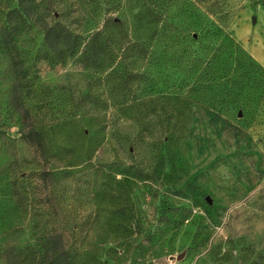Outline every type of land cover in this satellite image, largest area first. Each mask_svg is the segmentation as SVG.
Returning <instances> with one entry per match:
<instances>
[{
  "label": "rangeland",
  "instance_id": "rangeland-1",
  "mask_svg": "<svg viewBox=\"0 0 264 264\" xmlns=\"http://www.w3.org/2000/svg\"><path fill=\"white\" fill-rule=\"evenodd\" d=\"M51 1L73 28L116 32L117 20L143 51L103 72L51 66L35 16L0 0V264H48L40 217L65 234L70 264H264V0ZM16 23L22 99L3 48ZM119 60L127 69H112ZM198 66L215 73L191 108L167 100ZM30 125L41 145L22 138Z\"/></svg>",
  "mask_w": 264,
  "mask_h": 264
},
{
  "label": "trees",
  "instance_id": "trees-1",
  "mask_svg": "<svg viewBox=\"0 0 264 264\" xmlns=\"http://www.w3.org/2000/svg\"><path fill=\"white\" fill-rule=\"evenodd\" d=\"M199 3L207 4L212 3L214 0H196ZM16 7H14L10 13L16 12L20 18H29L31 14L35 16L34 25H36L43 33V56L46 58L51 66L57 64H65L67 61H80L84 66L92 68L94 71L103 72L111 67L116 62L117 56L123 58L129 51H135L140 54L143 51L142 45L132 41H122V35L119 30V23L115 19H111L112 27L116 29V32H106V26H85L83 29L73 28L64 20L59 17V14L54 18L53 14L57 11L52 5L51 0H16ZM55 9V10H53ZM148 10V9H147ZM210 14L215 15L216 12L208 8L205 10V15L209 17ZM146 16V11H138L136 17L139 22L143 20ZM217 17L224 24V16L217 14ZM137 23L136 29L141 28V23ZM25 23H28L27 20ZM19 24V22H18ZM16 25L12 27H4V39L3 48L7 51L12 62V69L14 78L16 80V85L14 91L21 99L27 97L30 93L29 80L27 77L26 69L23 66L22 58L20 57L18 51V39L21 33L24 31L23 27ZM29 23L26 28L29 27ZM25 26V25H23ZM148 27V26H147ZM8 28V29H7ZM221 31V30H220ZM223 32V31H222ZM195 31L189 36L182 35L181 39L187 40L194 39ZM226 34V32H223ZM186 34V33H185ZM172 42L174 44L179 43ZM202 54H208L212 47L209 45H203ZM216 50L217 48H213ZM120 64L113 66L112 69L119 70V68L125 70L127 66L123 61L119 60ZM207 65V63H206ZM205 65V66H206ZM210 66V65H209ZM208 68H212L210 66ZM198 74H193L189 80L182 79L176 85L178 87L177 91L167 92L166 99L173 100L175 105H179L181 108H191L190 107V95L189 92L196 88L203 87V81L206 80L207 75L211 77L214 71L210 69H201L200 66L197 67ZM113 72V71H112ZM111 76L108 75V78ZM194 77V78H193ZM112 78V77H111ZM194 79V80H193ZM212 80V79H210ZM187 81V82H186ZM187 90H180L184 86L190 85ZM126 87V85H125ZM120 90L122 94L124 90L120 85ZM19 91V92H18ZM121 93V92H120ZM124 95V94H123ZM84 97L92 98L91 94H86ZM207 109V107H203ZM27 112V109H25ZM22 138L30 145H41L40 131L34 126L30 125L21 133ZM110 165H115L118 168V163L111 162ZM51 174H54L51 172ZM13 194L16 196V200L21 202L23 195L18 191L15 186L13 187ZM33 229L37 237V241L40 244L44 256L48 264H70L73 255L69 252L66 247L67 240L63 231L57 227L56 224L48 225L47 220H42V218L35 219L33 224Z\"/></svg>",
  "mask_w": 264,
  "mask_h": 264
}]
</instances>
